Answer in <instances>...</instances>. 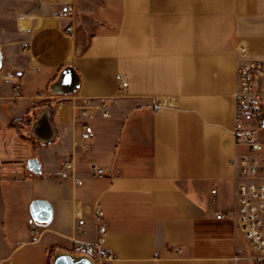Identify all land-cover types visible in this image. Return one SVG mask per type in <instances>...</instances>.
<instances>
[{
    "label": "crops",
    "instance_id": "crops-1",
    "mask_svg": "<svg viewBox=\"0 0 264 264\" xmlns=\"http://www.w3.org/2000/svg\"><path fill=\"white\" fill-rule=\"evenodd\" d=\"M0 51V264L81 254L75 238H97V201L113 264H253L234 219L216 214L237 205V69L264 59V0H0ZM69 65L77 91L54 92ZM86 101L109 115L81 117ZM45 106L50 144L30 135ZM26 116L28 131L14 123ZM66 154L82 184L59 177Z\"/></svg>",
    "mask_w": 264,
    "mask_h": 264
},
{
    "label": "built area",
    "instance_id": "built-area-1",
    "mask_svg": "<svg viewBox=\"0 0 264 264\" xmlns=\"http://www.w3.org/2000/svg\"><path fill=\"white\" fill-rule=\"evenodd\" d=\"M71 9L70 4L62 7L63 12ZM122 87L127 85L124 75L117 74ZM234 127L233 136L237 146L245 147L247 152L233 165L238 169L240 181L236 188L237 205L231 211L218 212L217 218L231 217L242 231L251 251L250 260L253 264H264V59H248L241 62L237 69V90L234 94ZM169 103L159 100L157 106ZM102 101L96 108H103V116L109 112ZM94 115L91 108L84 107L81 117L90 118ZM94 136V128L90 123H83L81 140L86 148ZM89 173L93 176L106 174L104 167L90 165ZM76 166L72 154H66L62 160L59 177L73 178L76 184H82L79 177H74ZM213 193L216 189L212 190ZM94 218L98 223L97 238L94 241L75 238V250L88 254L102 264H113L116 259L114 251L106 242L107 225L103 222L104 212L101 202L93 206ZM77 235L84 231L85 218L83 208L77 207ZM33 223V218L29 219ZM239 251V250H238Z\"/></svg>",
    "mask_w": 264,
    "mask_h": 264
},
{
    "label": "water",
    "instance_id": "water-1",
    "mask_svg": "<svg viewBox=\"0 0 264 264\" xmlns=\"http://www.w3.org/2000/svg\"><path fill=\"white\" fill-rule=\"evenodd\" d=\"M2 65V54L0 51V67ZM79 86V76L72 66L65 67L58 79L51 85V89L56 92L63 90L71 94L75 93ZM264 123V121H263ZM30 135L43 144H50L56 138V130L52 122V114L49 106L41 107L34 119ZM27 167L35 174L42 172V162L37 157L27 160ZM52 264H95L92 257L85 253H75L72 251H58L52 257Z\"/></svg>",
    "mask_w": 264,
    "mask_h": 264
},
{
    "label": "trees",
    "instance_id": "trees-1",
    "mask_svg": "<svg viewBox=\"0 0 264 264\" xmlns=\"http://www.w3.org/2000/svg\"><path fill=\"white\" fill-rule=\"evenodd\" d=\"M14 123L17 125L18 124L21 125L24 130L28 131L29 126L31 124V119H30V117L26 116V117H23L21 119L15 120Z\"/></svg>",
    "mask_w": 264,
    "mask_h": 264
},
{
    "label": "rangeland",
    "instance_id": "rangeland-1",
    "mask_svg": "<svg viewBox=\"0 0 264 264\" xmlns=\"http://www.w3.org/2000/svg\"><path fill=\"white\" fill-rule=\"evenodd\" d=\"M96 102H93V104H91V102H89V101H86V103L84 104L87 108L90 106V104L91 105H93V106H91V107H89V108H91V109H93V108H96V106H97V103L95 104ZM99 103V102H98Z\"/></svg>",
    "mask_w": 264,
    "mask_h": 264
},
{
    "label": "bare ground",
    "instance_id": "bare-ground-1",
    "mask_svg": "<svg viewBox=\"0 0 264 264\" xmlns=\"http://www.w3.org/2000/svg\"><path fill=\"white\" fill-rule=\"evenodd\" d=\"M95 264H102V261H95Z\"/></svg>",
    "mask_w": 264,
    "mask_h": 264
}]
</instances>
